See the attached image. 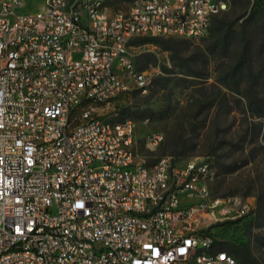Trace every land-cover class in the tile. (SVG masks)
Instances as JSON below:
<instances>
[{
    "label": "built area",
    "instance_id": "2783aa9c",
    "mask_svg": "<svg viewBox=\"0 0 264 264\" xmlns=\"http://www.w3.org/2000/svg\"><path fill=\"white\" fill-rule=\"evenodd\" d=\"M21 3L0 0V264H241L210 230L246 200L214 195L206 160L149 164L136 121L111 106L125 80L152 82L135 38L206 36L228 2Z\"/></svg>",
    "mask_w": 264,
    "mask_h": 264
},
{
    "label": "rangeland",
    "instance_id": "374dc122",
    "mask_svg": "<svg viewBox=\"0 0 264 264\" xmlns=\"http://www.w3.org/2000/svg\"><path fill=\"white\" fill-rule=\"evenodd\" d=\"M226 1L206 36L135 38L130 53L152 82L142 92L125 80L128 88L111 106L119 119L136 121L139 155L149 164L165 155L206 160L211 192L246 200L249 211L210 231L218 247L240 245L255 264H264V79L254 75L264 68V9L253 14L255 0ZM112 4L124 9L128 0ZM155 132L164 140L153 147L147 136Z\"/></svg>",
    "mask_w": 264,
    "mask_h": 264
},
{
    "label": "trees",
    "instance_id": "16d2710c",
    "mask_svg": "<svg viewBox=\"0 0 264 264\" xmlns=\"http://www.w3.org/2000/svg\"><path fill=\"white\" fill-rule=\"evenodd\" d=\"M251 9H252L253 14H256V13L262 11L264 9V0H255ZM214 17H213V19H214ZM212 22H213V20H212ZM211 26H212V24H211ZM247 56H249V55L248 54L246 55V61L245 62L248 63V70L252 71V68L250 66L251 63H250ZM254 75L259 77V79H261V78L264 79V68H263V70H260L259 73H256ZM219 248L226 250L228 253L233 254L235 257H238L241 264H255L254 261L252 260L251 256H250V253L244 247H242L240 245L230 244L229 246H226V247L222 246Z\"/></svg>",
    "mask_w": 264,
    "mask_h": 264
},
{
    "label": "crops",
    "instance_id": "0c3cea01",
    "mask_svg": "<svg viewBox=\"0 0 264 264\" xmlns=\"http://www.w3.org/2000/svg\"><path fill=\"white\" fill-rule=\"evenodd\" d=\"M43 1L44 0H22V3H21V6H20V8L21 7H23V6H25V5H27V4H32V3H34V2H39V4H40V6H39V8L37 9V10H39L41 7H42V5H43ZM19 8V11L20 12H24V11H22L21 9ZM37 10H35V11H37ZM35 11H29V12H35ZM26 13H29L28 11H25Z\"/></svg>",
    "mask_w": 264,
    "mask_h": 264
}]
</instances>
